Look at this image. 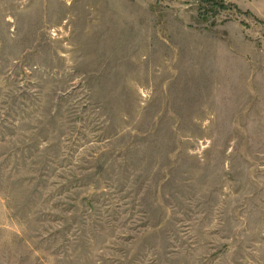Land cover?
<instances>
[{
  "label": "rangeland",
  "instance_id": "1",
  "mask_svg": "<svg viewBox=\"0 0 264 264\" xmlns=\"http://www.w3.org/2000/svg\"><path fill=\"white\" fill-rule=\"evenodd\" d=\"M0 264H264V0H0Z\"/></svg>",
  "mask_w": 264,
  "mask_h": 264
}]
</instances>
